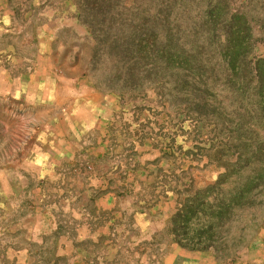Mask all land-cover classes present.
<instances>
[{
	"label": "rangeland",
	"instance_id": "1",
	"mask_svg": "<svg viewBox=\"0 0 264 264\" xmlns=\"http://www.w3.org/2000/svg\"><path fill=\"white\" fill-rule=\"evenodd\" d=\"M263 58L264 0H0V264H264V177L233 261L167 231L189 186L264 168Z\"/></svg>",
	"mask_w": 264,
	"mask_h": 264
},
{
	"label": "trees",
	"instance_id": "2",
	"mask_svg": "<svg viewBox=\"0 0 264 264\" xmlns=\"http://www.w3.org/2000/svg\"><path fill=\"white\" fill-rule=\"evenodd\" d=\"M221 9V6H216L207 12L212 24L210 38L213 43L217 42L218 39L212 35L216 30L220 38L225 37L217 46L221 63L245 80L247 64L238 56L244 50L241 36L247 37L248 28L232 23L223 28L216 27V22L221 20ZM204 63L202 67L207 65L206 61ZM255 69L262 90L259 94L264 95V58L256 61ZM234 174L225 169L213 183L201 187L191 185L183 191V199L178 202L167 229L172 243L189 252L210 254L221 262L233 261L237 250L249 246L245 235L246 219L243 218L255 192L261 187L264 168L244 178H234Z\"/></svg>",
	"mask_w": 264,
	"mask_h": 264
}]
</instances>
